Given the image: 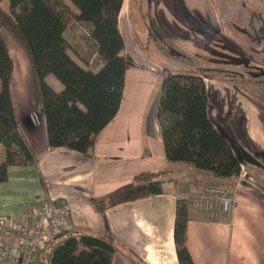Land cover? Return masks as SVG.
<instances>
[{
  "label": "crops",
  "instance_id": "1",
  "mask_svg": "<svg viewBox=\"0 0 264 264\" xmlns=\"http://www.w3.org/2000/svg\"><path fill=\"white\" fill-rule=\"evenodd\" d=\"M130 1L122 2L118 27L124 40L123 52L134 65L126 69L119 109L96 136L91 156L66 148H48L45 119L30 65L23 58L17 63L12 59L10 89L18 129L35 164L7 167L6 180L0 182V216L30 219L33 207L43 199L70 206L68 229L46 244L37 264H50L53 250L63 240L83 235L110 242L115 248L112 264H179L173 230L177 200L182 199L188 209L186 248L193 264H264V89L255 83H263L264 78L249 79L248 62L240 61L239 69L236 64L233 68V61L218 64L195 48L200 43L209 51L211 42H220L222 51L226 43L235 46L232 36L222 34V27L220 35L209 34L218 26L210 25L207 0H158L157 6L145 5L152 34L164 42L151 41L154 51L179 64L180 68H167L168 71L196 74L204 80L208 115L230 139L246 172L226 186L232 197L228 216L214 218L196 211L188 197L201 192L203 182L212 178L204 170L170 164L165 158L157 117L159 70L157 64L147 61L136 43ZM6 5L7 0H3L1 7L8 12ZM190 20L202 22L205 36L186 25ZM157 28L161 34L154 32ZM243 28L246 36L240 40L246 51L264 65V11H250ZM79 30L75 28L74 32ZM2 35L13 53L10 36ZM178 40L184 49L175 45ZM170 45L175 46L176 57ZM161 65L164 67L162 62ZM230 71L239 73L235 84L223 80ZM45 81L56 92L62 89L51 75ZM154 85L159 88L150 105ZM157 170L167 171L161 178L162 193L123 202L101 213L93 209L91 201L130 187L133 176L140 172ZM188 173L193 174L191 178L185 176ZM15 243L12 234H0V244L12 248Z\"/></svg>",
  "mask_w": 264,
  "mask_h": 264
},
{
  "label": "trees",
  "instance_id": "2",
  "mask_svg": "<svg viewBox=\"0 0 264 264\" xmlns=\"http://www.w3.org/2000/svg\"><path fill=\"white\" fill-rule=\"evenodd\" d=\"M0 0V182L9 166L35 164V157L18 129L10 82L13 60L1 29L21 45L34 76L45 119L48 148H66L91 156L96 136L116 115L126 69L134 65L124 54L118 27L123 0ZM264 3V0H261ZM260 9V8H259ZM75 28H80L75 31ZM88 43L100 67L79 65L69 54ZM52 75L62 85L56 92L45 81ZM157 117L164 155L170 164H186L208 172L212 183L227 186L240 174L241 157L227 135L208 115L204 80L167 71L161 78ZM165 170L133 176L132 185L105 199L91 201L95 211L162 193ZM187 206L177 200L173 238L179 264H193L186 248ZM114 246L97 236H70L52 252L50 264H112Z\"/></svg>",
  "mask_w": 264,
  "mask_h": 264
},
{
  "label": "rangeland",
  "instance_id": "3",
  "mask_svg": "<svg viewBox=\"0 0 264 264\" xmlns=\"http://www.w3.org/2000/svg\"><path fill=\"white\" fill-rule=\"evenodd\" d=\"M131 12H130V20L132 24V30L134 33V37L136 39V43L140 48L141 53L147 58V61L152 64H157L156 67L159 70L160 79L162 78V75L164 72H167V68H180L179 64L175 62H172L171 60L165 59L161 57L158 53L154 51V48L152 47V42H158V43H164L161 40L154 37L152 34V27L150 26V17L147 15V8L145 5L152 4L157 6L158 0H131ZM206 7L208 10V13H210L212 23H210L211 26L216 24L218 26L217 29H210V35H220L222 27V34H226L227 36H232V39H234L235 46L232 48L229 44L226 43V45L223 42V46L225 48L222 51L221 43L220 42H211V48L208 51V49H205V45L198 43L195 48L198 49V52L202 55H206L208 58H210V61H216L218 64L222 63H228V62H234L233 68L235 67V64L237 65V69L241 66L240 61H243V63L248 62L249 68L247 71V76L252 81L254 78H264V65L258 63V61L255 60L254 55L251 54V52H247L246 48L244 47V42H241L240 39L244 36H246L244 32L243 26L245 25V19L247 14L254 10V9H261L264 11V3L261 0H207ZM5 8H8V5L5 6ZM215 19V20H214ZM187 26L193 27L197 29L198 34L204 35L202 32V22L201 23H195L192 20H190L188 23H186ZM1 32H3L5 35H7L8 32H5L3 29H1ZM154 32H158L161 34L159 28L155 29ZM207 34V32H206ZM71 33L68 34V39L71 41L72 45H76V41L74 38L71 37ZM9 39L8 41L12 44L11 48L13 49V53L10 52V55L12 59L17 63L19 62L20 58H23V60L26 62L27 58L26 55L21 47V45L17 42V40L8 33ZM205 36V35H204ZM153 39V40H152ZM157 39V40H156ZM244 41V40H243ZM175 45H179L181 48H185L184 45L181 44V40L175 41ZM8 47V46H7ZM171 53H173V57H176L175 53V46H171ZM76 53L74 50L69 51V54L71 57H73L75 60L80 62V64L84 65L87 69L90 70H97L99 68V62L98 59L94 53V51L91 49L90 45L88 43L84 42V45H81L79 47H76ZM9 49V47H8ZM192 50V49H191ZM237 61V63L235 62ZM161 62L163 63L164 67L161 65ZM244 65V64H243ZM225 75V74H224ZM239 76V73H236V71H230L226 76L223 77V80L229 82L230 84H235L237 81V78ZM51 77H53L51 75ZM257 88L264 89V82L258 83L255 82ZM159 86V85H158ZM157 88L154 85L152 89V94L149 95V104L151 105L154 101V98L156 97ZM149 105V106H150ZM5 149L3 146H0V159L4 156ZM264 158V155H263ZM188 175L189 178L193 174H185V176ZM196 176V175H195ZM212 183L211 181L203 182L204 185ZM264 184V183H263ZM66 235H62L60 238L65 237Z\"/></svg>",
  "mask_w": 264,
  "mask_h": 264
},
{
  "label": "built area",
  "instance_id": "4",
  "mask_svg": "<svg viewBox=\"0 0 264 264\" xmlns=\"http://www.w3.org/2000/svg\"><path fill=\"white\" fill-rule=\"evenodd\" d=\"M239 175H246L242 166ZM188 198L196 211L209 213L214 218L219 215L228 216L232 209V197L222 184H206L201 192ZM70 211L66 203L57 204L43 199L33 207L30 219L0 216V234L10 233L16 238L12 248L0 244V263L37 264L46 244L68 229Z\"/></svg>",
  "mask_w": 264,
  "mask_h": 264
}]
</instances>
